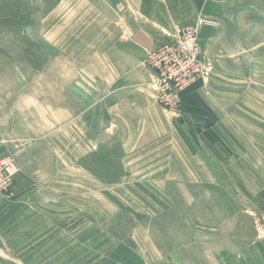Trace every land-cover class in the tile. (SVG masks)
Segmentation results:
<instances>
[{"label":"crops","instance_id":"obj_1","mask_svg":"<svg viewBox=\"0 0 264 264\" xmlns=\"http://www.w3.org/2000/svg\"><path fill=\"white\" fill-rule=\"evenodd\" d=\"M112 1L85 0L64 48L50 33L32 57L30 26L2 27L0 157L21 170L0 191L1 240L15 224L32 242L23 264H264V85L205 36L230 0ZM185 25L213 67L169 109L147 51Z\"/></svg>","mask_w":264,"mask_h":264},{"label":"rangeland","instance_id":"obj_2","mask_svg":"<svg viewBox=\"0 0 264 264\" xmlns=\"http://www.w3.org/2000/svg\"><path fill=\"white\" fill-rule=\"evenodd\" d=\"M90 3L104 4L108 10L119 8L113 5L112 0H90ZM227 3L230 7H227L217 20L222 24V31L205 36L210 40H216V46L222 50L216 49L219 54L224 55L225 53L241 58L240 68L250 75L251 81L257 83L256 79L260 78V84L264 85V75H262L264 74V0H230ZM84 5L85 0H0V35L2 27L30 26L31 35L35 38H30L27 33L25 34L29 57L33 56L37 44L40 45V42L51 38L50 33L53 37L51 40L55 41L54 36H57L56 42L61 48H64L65 15L68 13L71 18V14H79V9ZM90 6L92 5L90 4ZM72 17L74 18V16ZM203 23L213 25L212 21L201 20L200 24ZM27 38L30 40L27 41ZM199 41L204 54L212 64V59L205 49V46L208 47V45L203 40ZM228 52L230 53L228 54ZM5 55H7V50L0 47V58ZM44 63L41 62V67H44ZM212 67L213 65H211ZM81 131V129L75 128L74 136L79 138ZM260 219L259 228L264 236V215ZM9 227V234L15 236L16 225L13 224ZM11 236L9 235V240L0 238V264H23L22 250L20 249H23L24 244L32 242H20L21 246H18L16 238Z\"/></svg>","mask_w":264,"mask_h":264},{"label":"built area","instance_id":"obj_3","mask_svg":"<svg viewBox=\"0 0 264 264\" xmlns=\"http://www.w3.org/2000/svg\"><path fill=\"white\" fill-rule=\"evenodd\" d=\"M146 63L153 72L150 84L156 97L169 109L181 105L184 88L206 81L212 65L199 41V25L180 27L172 41L147 51ZM20 170L13 155L0 157V191L12 184Z\"/></svg>","mask_w":264,"mask_h":264}]
</instances>
